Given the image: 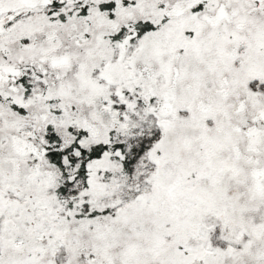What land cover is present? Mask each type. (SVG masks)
<instances>
[{
	"label": "snow or ice",
	"instance_id": "6c2138e0",
	"mask_svg": "<svg viewBox=\"0 0 264 264\" xmlns=\"http://www.w3.org/2000/svg\"><path fill=\"white\" fill-rule=\"evenodd\" d=\"M0 264H264V0H0Z\"/></svg>",
	"mask_w": 264,
	"mask_h": 264
}]
</instances>
